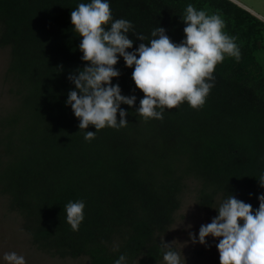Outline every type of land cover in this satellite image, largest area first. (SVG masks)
<instances>
[{"label":"trees","instance_id":"trees-1","mask_svg":"<svg viewBox=\"0 0 264 264\" xmlns=\"http://www.w3.org/2000/svg\"><path fill=\"white\" fill-rule=\"evenodd\" d=\"M91 0H0V47H9L7 70L17 89L16 109L3 120L0 192L18 212L35 247L58 258L86 257L89 264H158L159 234L173 221L187 177L201 184V204L234 195L259 208L264 195V22L231 0H108L113 20L133 28L135 51L143 34L163 27L173 43L185 39L181 17L187 4L225 23L241 57L225 56L213 73L204 105L186 102L163 109V119L136 111L143 99L123 58L116 70L128 124L96 131L79 129L66 104L75 90L68 76L88 66L79 50L71 11ZM159 110V109H158ZM119 120V114H117ZM87 131L95 138L85 140ZM82 200L78 231L67 223L65 206ZM242 223V222H241Z\"/></svg>","mask_w":264,"mask_h":264},{"label":"clouds","instance_id":"clouds-1","mask_svg":"<svg viewBox=\"0 0 264 264\" xmlns=\"http://www.w3.org/2000/svg\"><path fill=\"white\" fill-rule=\"evenodd\" d=\"M70 15L75 34L82 38V60L88 65L68 76L75 90L68 93L66 104L80 121V130L93 126L98 131L128 124V113L120 106L133 107L136 97L123 96L119 85L112 84L120 76L115 65L121 57L128 68H134L132 80L144 94L136 113L157 120L163 119V109H173L184 102L193 109L201 108L214 87L216 66L225 56L237 61L241 57L236 38L223 31L225 23L221 17L197 10L191 3L181 17L185 24L184 40L173 43L166 30L157 27L148 43L143 34L134 33L141 43L132 52L128 50L134 43L129 39L133 26L125 19L113 20L108 0L80 3ZM95 132L87 131L85 140L94 139ZM258 182L264 187V176ZM258 200L259 208L254 212L251 204L230 194L215 209L218 215L201 225L198 242L206 245L208 237L218 240L220 264H264V195ZM84 208L82 200L70 201L65 206L67 223L73 231L79 230ZM189 235L192 243H197L195 234ZM176 243L160 239L164 264H186L183 253L174 247ZM2 259L6 264H26L25 257L14 251L5 253ZM115 264H126V257L121 255Z\"/></svg>","mask_w":264,"mask_h":264},{"label":"rangeland","instance_id":"rangeland-1","mask_svg":"<svg viewBox=\"0 0 264 264\" xmlns=\"http://www.w3.org/2000/svg\"><path fill=\"white\" fill-rule=\"evenodd\" d=\"M238 6L248 7L264 19V0H231ZM256 16L255 14H253ZM264 22L263 19L259 18ZM258 58L264 68V48L259 50ZM10 64L9 47H0V136L3 131V120L16 109L18 103L17 89L7 74ZM200 182L187 177L179 195V207L175 211L173 221L168 229L157 236L163 237L164 242L176 241L175 249L183 253L186 264H220L219 252L216 245L218 240L208 237L206 245L199 244V229L208 224L218 215L217 210L225 200L220 195L214 197L212 205L207 207L200 201ZM22 216L10 208L9 199L0 192V264H6L2 257L7 252H16L23 255L26 264H89L86 257L77 259L58 258L49 253L38 250L32 243L29 234L23 226ZM191 225V229H188ZM196 236L197 243H192L189 233ZM158 264H164L163 258Z\"/></svg>","mask_w":264,"mask_h":264},{"label":"crops","instance_id":"crops-1","mask_svg":"<svg viewBox=\"0 0 264 264\" xmlns=\"http://www.w3.org/2000/svg\"><path fill=\"white\" fill-rule=\"evenodd\" d=\"M241 6H243L244 8H246V9H248L249 11H251L253 14H255L258 18H261V19H263L259 14H257V13H255V12H253L252 10H250L248 7H246V6H244V5H241ZM264 20V19H263Z\"/></svg>","mask_w":264,"mask_h":264}]
</instances>
